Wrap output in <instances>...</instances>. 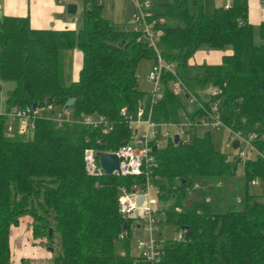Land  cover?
I'll return each mask as SVG.
<instances>
[{
	"label": "trees",
	"instance_id": "1",
	"mask_svg": "<svg viewBox=\"0 0 264 264\" xmlns=\"http://www.w3.org/2000/svg\"><path fill=\"white\" fill-rule=\"evenodd\" d=\"M80 1L76 27L37 28L27 16L0 14V80L13 83L4 98L5 113L0 112V264H10L9 230L24 215L31 220V236L45 238L54 264H264V201L247 191L259 178L264 196V21L252 26L246 0L209 12L201 0H193L191 10L187 0H159L164 11L152 10L146 18L158 30L160 56L174 62L176 74L204 109L233 130L256 133L253 144L263 154L249 151L241 158L243 192L226 193L224 180L234 175L237 161L214 147L215 128L195 129L187 143L167 138L153 150L157 196L172 198L159 209L160 221L176 230L186 227L188 235L158 241L160 259L151 263L130 254L129 219L117 206L120 189L139 184L142 176L88 174L83 150L112 151L128 141V116L148 98L135 69L155 52L139 30L116 27L102 16V0ZM198 48L223 54L216 63L191 62ZM74 49L79 63L73 74ZM172 79L169 71L162 72L163 89L151 118L178 121L181 110L203 113L183 107L184 96L169 88ZM209 87L218 91L199 93ZM68 97L74 98L67 106L73 117L101 115L109 124L106 131L102 124L57 125L45 116L34 120L30 136L4 129L13 108L45 103L59 108Z\"/></svg>",
	"mask_w": 264,
	"mask_h": 264
},
{
	"label": "built area",
	"instance_id": "2",
	"mask_svg": "<svg viewBox=\"0 0 264 264\" xmlns=\"http://www.w3.org/2000/svg\"><path fill=\"white\" fill-rule=\"evenodd\" d=\"M56 1L67 2V0ZM132 1L134 3V12L128 20L127 25L132 30H139L147 45H150L154 49L156 63H152L146 76L150 84L147 102H145L144 98L140 100L135 113L128 116V126L130 127V137L128 141L109 152H114L118 157L117 168L113 169L111 174L140 175L143 178L139 184L133 183L130 188L120 189L117 195V206L119 212L123 216L128 219H138L139 224L137 226H140L147 232L145 238H137V244L140 248L139 255L153 263L160 259L158 239L153 234L158 230V223L160 222L162 213L159 212L160 208L150 193V178L153 175V168L156 166L155 156L151 149L152 144H155L156 148H158L162 145L159 143V138L172 139L175 133L180 143H187L190 141L194 130L198 127L207 125L217 129L219 126L225 125L221 122L216 113L204 109L202 101L190 92L187 85L176 74L174 62H166L160 56L156 48L158 30L154 29L146 19L149 12L141 8L139 0ZM150 2V0H144V3L147 5H149ZM164 71H169L173 75V79L169 83V88L178 95H183L187 98L189 104V108L187 109L189 112H192L196 107L204 110L203 113H196L194 115H189L187 112H184V128L179 121H156L151 118L152 106L162 93V72ZM217 91L218 89L215 88L211 90L212 93H216ZM216 104L217 101H213L211 103V108L215 109ZM52 109L55 111L50 114L49 110ZM121 113H124V111L121 110ZM40 116H45L55 121L57 125H61L66 121H75L82 124H91L93 126L102 124V131H106L109 126L106 119L101 115L80 114L79 116L73 117L67 106L62 105V107L57 108L51 103H45L43 105L32 104L31 106L26 105L13 108L7 113L4 129L9 133L14 129L20 133H26L33 129L34 120ZM171 127H175V129L172 131ZM227 129L231 132V135H229L230 140L234 138L238 139V146L236 147V156L238 158L246 157L249 151L263 157V154L257 150L253 144L256 133L251 132L242 134L238 130H233L229 127H227ZM261 139L264 140L263 137H261ZM241 144H243V147H241ZM96 151L97 149L90 146L84 148V169L86 173L91 175L105 174L103 168L99 164ZM139 195L142 196V199L137 203L136 197ZM134 211H136V215ZM123 234H125L124 230ZM183 236L184 229L181 228L177 231L175 238L180 239Z\"/></svg>",
	"mask_w": 264,
	"mask_h": 264
},
{
	"label": "rangeland",
	"instance_id": "3",
	"mask_svg": "<svg viewBox=\"0 0 264 264\" xmlns=\"http://www.w3.org/2000/svg\"><path fill=\"white\" fill-rule=\"evenodd\" d=\"M150 4L147 5L144 3V0H139L140 4H141V8L144 11L150 12L152 10L154 11H164V5L161 4V2L158 0H150ZM2 1L0 0V3ZM75 3L77 4V10L75 11V13L73 14H66L64 15V20L68 21L67 25H69V21H71L73 27H76L77 25H79V23L81 22V14H82V10H83V5L81 3V1L76 0ZM155 6V9H153ZM123 7H124V0H102V10H101V14L102 16L106 17L107 19H109L116 27H122L124 25L123 23ZM254 42L258 43L259 42V37L257 35V29H254ZM75 51L73 52V60L75 61V64L73 65L74 71L73 74L75 73V71L78 68V61H79V53L76 52L78 51L77 49H74ZM221 54H223V52L217 50V49H210V50H206L203 48H198L196 49L191 58L190 61L191 62H195V63H200V62H205V63H216L219 61ZM78 60V61H77ZM153 63V59L152 58H142L138 61L136 69H135V74L137 76V83L138 86L141 89H144L145 91H149L150 90V84L146 79L147 73L149 71V69L151 68V65ZM12 81H1L0 80V112L5 113V105H4V97L5 95L8 93V91L12 88ZM214 88H206L203 91H200L199 93H208V91L212 90ZM181 101L183 103V107L189 108V104H188V100L185 97L181 98ZM178 118H179V122L181 123V126L184 128L185 127V120H184V113L182 112V110L178 113ZM209 126L205 125V126H201L197 128V131H202L204 128H207ZM175 129V127H171V130L173 131ZM24 134V133H23ZM26 136H30L31 132L27 131L25 133ZM229 135H231V132L227 129V127L225 126H219L213 133L211 140L212 143L214 145V147L219 150L222 153H225L228 157L233 158L236 157V169H235V173L232 177H229L227 180H224V183H226L227 187L224 189V191L227 193L228 191H237L240 190L241 192H243V187H241L242 185V165H241V158H238L236 156V148H232L231 146V140L229 138ZM191 136V135H190ZM166 141V138H159V143L160 144H164ZM241 147H243V144H241ZM154 176L152 175L150 178V185H151V189H150V193L151 196L156 200V204L159 206V208H165L169 205L170 201L172 200V198H161L157 196V190L156 187L154 186ZM247 191L248 193L251 194H255L257 195V198L261 201H264V196H261L260 194L263 191V183L259 178H254L252 181H250L247 185ZM236 199H238V195L235 196ZM25 216V215H24ZM29 217V216H28ZM24 218L23 216L21 217V219ZM30 220V218H29ZM20 221V220H19ZM22 221V220H21ZM31 221V220H30ZM129 235H128V239H129V252L131 255H139L140 253V248L137 244V238H145L147 235V232L144 231L140 226H137L139 224V220L136 218H131L129 219ZM30 225V222H29ZM178 230H176V228L169 223L166 222H162L160 221L158 223V230L156 232H154V236L158 239V241L160 242V244H162L165 240L167 239H171V238H175V235L177 233ZM159 232V233H158ZM29 239V238H28ZM30 239H33V237L30 236ZM45 238L42 237L41 239L35 240L33 242L34 244H38L41 245L42 247L46 248L45 245ZM44 248V249H45ZM52 256L50 254V256H46V257H42V258H35V259H30L27 258L25 259V264H54L52 263ZM23 261V262H24Z\"/></svg>",
	"mask_w": 264,
	"mask_h": 264
},
{
	"label": "crops",
	"instance_id": "4",
	"mask_svg": "<svg viewBox=\"0 0 264 264\" xmlns=\"http://www.w3.org/2000/svg\"><path fill=\"white\" fill-rule=\"evenodd\" d=\"M0 14L27 16L30 26L37 28H63L73 27L71 21L64 20L66 2L56 0H1ZM76 1V0H75ZM125 1V0H124ZM158 1V0H156ZM232 0H201L203 10L211 11L216 6H226ZM247 20L252 26L264 21V0H246ZM187 7L193 8V0H187ZM155 9V6L154 8ZM77 10V7H76ZM206 49V48H203ZM210 50V49H206ZM153 59V58H152ZM6 96V95H5ZM5 98V97H4ZM14 122V121H13ZM17 225L9 230L8 245L10 251V264H23L27 258L35 259L50 256V250L41 245L34 244L38 238L30 239L29 217L23 216ZM22 220V221H21ZM159 233V232H158ZM32 237V236H31ZM29 238V239H28ZM45 248V249H44ZM25 262V261H24Z\"/></svg>",
	"mask_w": 264,
	"mask_h": 264
},
{
	"label": "water",
	"instance_id": "5",
	"mask_svg": "<svg viewBox=\"0 0 264 264\" xmlns=\"http://www.w3.org/2000/svg\"><path fill=\"white\" fill-rule=\"evenodd\" d=\"M76 7H77V4L75 3V1H67L65 3V10L69 14L75 13ZM133 12H134V3H133V1L132 0H125L124 1V7H123V23H124V28L125 29H127V22L130 19V17H131ZM153 63H156L155 57H153ZM73 100H74L73 97H68L65 100L64 105L65 106H69L72 103ZM211 133H213V131H211ZM172 141L174 143H177L178 137H177L176 133L172 136ZM230 144H231L232 148H236L238 146V139L237 138L232 139ZM151 149L155 150L156 149V145L152 144ZM96 155L98 156L99 164L103 168L105 174H111L113 169L117 168L118 157L116 156V154L114 152L97 150L96 151ZM141 199H142L141 195L136 197L137 203ZM134 213L136 215V211H134ZM126 227H127V221L125 220V221L122 222L121 228L123 230H125ZM182 228L184 229V237H186L188 235V229L186 227H182ZM47 231H48V235H49L50 228H48Z\"/></svg>",
	"mask_w": 264,
	"mask_h": 264
}]
</instances>
